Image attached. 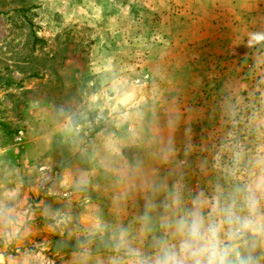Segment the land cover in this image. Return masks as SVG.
I'll list each match as a JSON object with an SVG mask.
<instances>
[{
  "label": "clouds",
  "instance_id": "obj_1",
  "mask_svg": "<svg viewBox=\"0 0 264 264\" xmlns=\"http://www.w3.org/2000/svg\"><path fill=\"white\" fill-rule=\"evenodd\" d=\"M253 38L264 41V33ZM139 104L127 102L125 123H142ZM219 107L220 130L211 141L195 138L193 110L178 102L156 118L150 135L134 133L143 152L132 159L114 133L104 137L98 163L112 181L115 219L90 213L72 264H264V77L247 96L226 91ZM74 183L87 190L91 180L81 172ZM18 200L15 191L0 193V242L30 231L31 206ZM43 211L61 224L72 221L69 211Z\"/></svg>",
  "mask_w": 264,
  "mask_h": 264
},
{
  "label": "rangeland",
  "instance_id": "obj_2",
  "mask_svg": "<svg viewBox=\"0 0 264 264\" xmlns=\"http://www.w3.org/2000/svg\"><path fill=\"white\" fill-rule=\"evenodd\" d=\"M178 1L0 0V120L6 124L0 125V193L15 191L21 205L31 206L30 224L54 220L34 218L39 198L71 209L64 202L77 188L61 184L56 171L68 161L84 165L85 139L100 119L89 101L103 84L94 70L151 82L149 45L154 37H166L162 24L166 15L178 14ZM179 60L172 65L182 70ZM256 73L253 67L217 80L212 137L220 130L223 94L232 86L247 96L264 69ZM22 189H29L25 203ZM28 245L20 239L0 242V256L35 253L37 247Z\"/></svg>",
  "mask_w": 264,
  "mask_h": 264
},
{
  "label": "crops",
  "instance_id": "obj_3",
  "mask_svg": "<svg viewBox=\"0 0 264 264\" xmlns=\"http://www.w3.org/2000/svg\"><path fill=\"white\" fill-rule=\"evenodd\" d=\"M178 3V14L171 12L166 15L167 23L162 24L166 37H154L149 45L151 82L136 84L134 78L128 75L118 74L108 78L105 69L94 70V73L100 71L94 77L100 78L103 84L89 93V101L95 103L100 119L95 132L85 139L89 140V145L84 152V165L68 161L61 171H56L61 184L68 187L76 188L74 182L81 172L90 178L91 184L87 190L77 189L76 194L64 202L71 204V209L58 205L57 208L47 199L39 198L37 204L40 207L34 218H48L43 210L50 207L69 211L72 221L67 225L58 220H51L47 225L42 222L30 224L29 233L20 241L29 244L28 248L36 246L35 253L0 256L6 264H24L25 261L26 264H72L74 245H67L75 243V237L86 226L90 213L96 210L108 221L115 219L112 181L98 163L105 155L102 145L106 135L114 133L119 137L124 156L132 159L143 152V148L133 144L134 133L150 135L156 118L162 120L165 109L178 102L182 110H193L195 138L199 140L203 137L211 141L214 138L211 124L216 106L214 100L220 87L217 80L224 79L226 73L240 74L242 71L249 72L253 67L256 68V76L258 72H263L264 68L259 67L264 64V41L253 37L256 33H264V0H179ZM233 45L236 46L235 51ZM177 58L184 69L177 70L172 65ZM226 78L229 79V76ZM230 89L233 87L229 86ZM132 99L140 102L139 108L145 114L142 123L135 118L124 122L125 105ZM131 111L134 113L136 109ZM28 194L29 189L21 190L23 203L27 201ZM132 211L129 208V214Z\"/></svg>",
  "mask_w": 264,
  "mask_h": 264
},
{
  "label": "trees",
  "instance_id": "obj_4",
  "mask_svg": "<svg viewBox=\"0 0 264 264\" xmlns=\"http://www.w3.org/2000/svg\"><path fill=\"white\" fill-rule=\"evenodd\" d=\"M0 125L5 126L6 124L4 121L0 120Z\"/></svg>",
  "mask_w": 264,
  "mask_h": 264
}]
</instances>
